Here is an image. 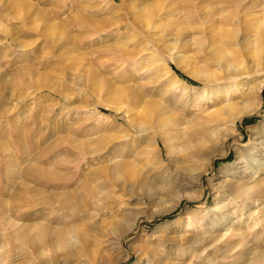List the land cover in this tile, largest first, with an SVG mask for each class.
I'll return each instance as SVG.
<instances>
[{
    "label": "rangeland",
    "instance_id": "rangeland-1",
    "mask_svg": "<svg viewBox=\"0 0 264 264\" xmlns=\"http://www.w3.org/2000/svg\"><path fill=\"white\" fill-rule=\"evenodd\" d=\"M129 1L168 4L155 32L170 38L183 28L189 41L201 36L193 28L208 27L197 20L201 11L227 7L223 0H0V264H37L25 237L43 231L56 240L43 253L52 264H264V170L247 165L245 154L254 145L253 157L264 161V34L255 45L258 68L237 48L239 75L222 73L194 44L172 51L185 63L165 53L156 61L124 26L109 27L103 41L90 35L125 16ZM216 21L217 36L219 28L235 31L227 19ZM120 44L138 52L133 66L111 59ZM194 67L218 79L196 77ZM226 104L251 112L233 124L228 111L217 121L205 116ZM172 128L180 134L175 151L159 138ZM45 194L78 207L57 211L44 205Z\"/></svg>",
    "mask_w": 264,
    "mask_h": 264
},
{
    "label": "bare ground",
    "instance_id": "bare-ground-1",
    "mask_svg": "<svg viewBox=\"0 0 264 264\" xmlns=\"http://www.w3.org/2000/svg\"><path fill=\"white\" fill-rule=\"evenodd\" d=\"M223 2L227 5L226 9H223V7H222L219 10H216L213 12L212 11H201V13L197 15V20H201L204 25L208 26V27H201L200 26L197 29L193 28L195 34L201 35L198 38V40H196L195 37H192L190 41L187 40L186 34L184 33L183 28L179 29L178 32H174V33L169 34V36H172L170 38H165L166 35H164V34L160 35V36L157 35V32H155V30H156V24L155 23L163 18L162 16L165 13V11L163 13H161V11L168 9L167 7H169V5L168 4H161L160 2H156V1L153 4H147V5L137 4V3L129 1V9L127 8L129 11L127 10L128 12H126L125 16H123V17L113 16V20L110 21V23L107 22L105 25H103L104 24V22H103V24H101V26H99V25L97 27L95 26L97 28V30L92 32V34H90V35L95 36L94 34H97V36L100 38V40L103 41V39H105L104 34L106 33L104 31H108L107 29H109V27L118 26V25L124 26L125 28H123V29H128V31H131V36L133 38H135V41L137 40V38H143V40L146 41V43H148V45H147L148 54L152 55L153 57L159 55V57H158V59H156V61L162 60L161 59L162 54L165 53V54L169 55L170 60L172 62H174L175 64H179V63H183V62L185 63L183 56H175L173 54L172 51H173V49L175 50V48H174L175 45L178 44L179 47L186 48V47H188L187 45L194 44L197 47L198 51L205 52V54L208 56V58H210L212 61H215L218 63L219 69L223 70L222 73H224L225 69H227V71H229V70L233 71L234 70L233 71L234 73L240 74L241 63L239 61L236 62L235 59H237V58L236 57L234 58V56L238 54L237 48L238 49H245V50H249V53L255 58L254 64H255V66L257 65L256 67L258 68L261 63L259 62L260 56H257L258 51H257L255 45H257V42L260 40V36L262 34H264V5H263L264 0H223ZM124 4H125V2H124ZM127 5H128V3H127ZM231 5L235 6V10H233V11L229 10L231 8ZM224 11H227L226 15L224 16V19H227L234 26L235 31H233L231 29H227V28H223V29L219 28L218 30H220V34L217 36L215 29L211 28L212 25L216 21V20L214 21V16L218 15ZM166 12H167L166 14H168V13H171L172 11L167 10ZM224 19H218L216 22H223ZM172 24H175V22H173ZM110 29H112V28H110ZM167 37H168V35H167ZM128 38H130V37H128ZM225 38H234L236 41L235 42H226V41H224ZM176 48H178V47H176ZM112 50H113L112 54H114V55L111 57V59L114 60L116 62V64H118V65L120 64L121 65L120 68L123 67L124 65H128V66L134 65V63L137 59L136 55L138 54V52L127 50L125 44L124 45H122V44L115 45V47H113ZM254 58H253V60H254ZM108 64L110 65V63H108ZM108 64L105 62L104 66H108ZM161 65H163L161 67H162V69H164V73L169 76L171 69L169 67L165 66L166 65L165 61H161ZM163 67H165V68H163ZM192 72H193L194 76L204 77V79H206V80L217 78V74L215 72H209V70L201 69L199 67H194V71H192ZM220 73H221V71L219 72V74ZM236 74H234V75H236ZM172 79L177 80V82L182 81L181 79H179L175 75L172 77ZM243 84H244V82H243ZM235 85H238V84H235ZM222 88L223 87H221L220 89H222ZM213 89H216V88H213ZM250 89H252V88H250ZM237 90H238V88H237ZM250 91H253V90H250ZM205 93H206V91H205ZM131 96L132 95H130V97ZM206 99H207V95H204L203 97L198 98L196 101L201 100L202 101L201 103H204V101H206ZM134 101L135 102L138 101L136 103V106H139V107H140L141 103H143V101H139L138 97H135ZM201 103H195L193 105V107H195V109H196V107H199L201 105ZM161 110H163V108H161ZM227 111L229 112L227 121L230 122L231 124H233L235 121H237V119H239V117L241 115L250 114V112H251V110H241V109L238 111H233L231 104H226V105L217 107V108L213 109L212 111L207 112L205 116L207 118H210L211 120L217 121V120L222 119V117L225 115V113ZM142 113H143V116L151 118L148 113H145L144 109L142 110ZM160 114L165 115V114H167V111L163 110ZM153 116L156 117L155 113H152V118H154ZM137 126H138L140 132L145 131L147 129V126L142 121H140V123H138ZM157 126L162 127L163 124H160L158 122ZM171 130L172 131H170L166 134H164V133L161 134L159 138L161 139L162 143L165 144V146L169 145L171 147V149H168V150L174 149V151H175V150H177V148L175 149L174 144H178V143H176V141L179 139L180 134L178 132H176L174 128H172ZM154 141H157V139H154ZM262 144L264 145V139L262 141ZM180 147H181V144H180ZM93 152H95V151H93ZM253 152H254V145H253V147L246 149L245 154H247L250 158L249 160H247L246 164L251 165L252 163H254L257 166V169L261 168L264 170V161H260L258 159H255L253 157ZM246 170H247V167H244L242 170V173H245ZM244 185H245V183H244ZM246 186L249 187L251 185L248 184ZM238 196H240V195H238ZM243 197H245V196H243ZM69 198H71V197H69ZM69 198H67L66 200L61 202L60 199H56V198H55V200H51L50 197L48 195H46V197H44V200L42 202L44 203L45 206H47V205L54 206L55 208L58 209L57 211H59L61 209L62 210L65 209L68 211H74L77 209L78 206L75 203H73ZM245 200H246V198H245ZM241 202H242V200H241ZM43 203H42V205H43ZM165 223H167V222H164V223L159 224V225L161 226ZM43 232H44L43 235H41L43 238H41L40 236L36 237L37 239L39 238V240H38L39 242L35 240L36 239L35 235H33L32 233L28 232L26 234V237H25L26 242L28 244L29 243L31 244L28 255L37 257L39 260V262L37 264H52V263L47 261L46 257H44V255H43V253H45V251L48 250V246H54L56 244V240L50 239L51 237L49 238V236L46 235V233H45L46 231H43ZM37 242H38V246L35 245V244H37ZM92 252H93V256L96 254H99V251L95 250V249ZM224 253H226V250L224 251ZM148 263H150V264H162L159 261H155V262L154 261H148ZM134 264H138V263L135 262ZM246 264H251V261H248V263H246Z\"/></svg>",
    "mask_w": 264,
    "mask_h": 264
}]
</instances>
